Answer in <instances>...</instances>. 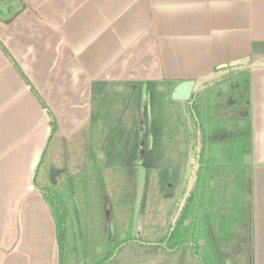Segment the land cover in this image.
<instances>
[{
	"label": "trees",
	"instance_id": "obj_1",
	"mask_svg": "<svg viewBox=\"0 0 264 264\" xmlns=\"http://www.w3.org/2000/svg\"><path fill=\"white\" fill-rule=\"evenodd\" d=\"M212 74L189 101L171 99L174 80L128 83L121 93L94 82L89 120L68 137L35 93L50 134L32 183L53 219L59 264H254L243 162L251 149L249 69ZM143 87L151 142L138 197Z\"/></svg>",
	"mask_w": 264,
	"mask_h": 264
},
{
	"label": "crops",
	"instance_id": "obj_2",
	"mask_svg": "<svg viewBox=\"0 0 264 264\" xmlns=\"http://www.w3.org/2000/svg\"><path fill=\"white\" fill-rule=\"evenodd\" d=\"M0 43L10 55L0 48V264H59L55 225L32 183L50 134L35 93L68 137L89 120L94 82L120 92L174 80L172 91L247 56L251 149L243 162L254 264H264V0H0Z\"/></svg>",
	"mask_w": 264,
	"mask_h": 264
},
{
	"label": "water",
	"instance_id": "obj_3",
	"mask_svg": "<svg viewBox=\"0 0 264 264\" xmlns=\"http://www.w3.org/2000/svg\"><path fill=\"white\" fill-rule=\"evenodd\" d=\"M250 61V57L247 56L242 59L235 60L233 62L227 63V64H222L218 66V69H223L226 67H244L248 66ZM213 76L211 73L208 77H205L204 79H189V80H183L176 84L170 94V97L174 101H189L190 99L194 98L198 87L204 82L210 79V77ZM190 188V187H189ZM182 207V205H181ZM180 207V209H181ZM179 209V210H180Z\"/></svg>",
	"mask_w": 264,
	"mask_h": 264
},
{
	"label": "rangeland",
	"instance_id": "obj_4",
	"mask_svg": "<svg viewBox=\"0 0 264 264\" xmlns=\"http://www.w3.org/2000/svg\"><path fill=\"white\" fill-rule=\"evenodd\" d=\"M126 86L127 85H125L124 87H126ZM119 93H121V92H119ZM120 97H122V96H120ZM134 97H135V95H134ZM135 101L136 100L132 99L128 104L130 106H132V107L133 106H138V105H136ZM146 102H147L146 93L144 94V91H141L140 92V103H139V106H141L140 107V111H141L140 120L141 119L143 120V113L142 112L144 111V106H146ZM147 106H149V105H147ZM140 132L142 133V130H140ZM139 146H140L141 149H143V142H140ZM141 163H142V155H141V152L139 151V160L136 162V164L138 165L139 168L141 167ZM142 178H143V173H142V170L139 169L138 173L136 174V179H135L136 188H137V196L138 197L140 196V193H141L142 180H143Z\"/></svg>",
	"mask_w": 264,
	"mask_h": 264
},
{
	"label": "flooded vegetation",
	"instance_id": "obj_5",
	"mask_svg": "<svg viewBox=\"0 0 264 264\" xmlns=\"http://www.w3.org/2000/svg\"><path fill=\"white\" fill-rule=\"evenodd\" d=\"M142 164V163H141Z\"/></svg>",
	"mask_w": 264,
	"mask_h": 264
}]
</instances>
